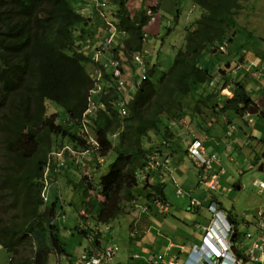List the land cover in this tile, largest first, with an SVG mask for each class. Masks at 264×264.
<instances>
[{
	"label": "trees",
	"instance_id": "obj_1",
	"mask_svg": "<svg viewBox=\"0 0 264 264\" xmlns=\"http://www.w3.org/2000/svg\"><path fill=\"white\" fill-rule=\"evenodd\" d=\"M106 1L111 20L123 38V46L113 50L114 56L131 64L133 57L144 51V29L153 16L147 12L156 13L163 0L150 7L142 0L134 14L129 9L132 0ZM191 1L202 14L185 30L183 47L176 51L169 69L157 83L152 81L155 67L148 69L140 87L126 101L127 116L118 109L120 93L111 88L101 97L104 108L93 117L85 115L95 88L88 64L110 79L104 64L91 60L84 50L87 40L97 35L89 28L91 19L74 8L71 0H0V246L9 254V264H50L52 254L68 255L59 228L52 222L58 213L57 202L44 206L42 196L51 153L67 143L79 151L93 150L94 158L116 153L98 182L82 170L79 178L68 180L73 190L83 192L77 213L80 220L95 224L98 246L103 227L127 216L134 201L164 200L163 185L140 187L137 174L149 154L171 156L175 146L180 147L170 126L172 121L187 118L208 134L206 118L213 114H224L231 123L234 118H243L251 107L256 108L245 84L237 79L238 73H231L248 52L245 46L233 49L237 38L249 34L238 23L244 0ZM104 28L107 30L106 24ZM223 45L228 50L224 61L219 58L226 53L219 49ZM207 56L223 63L220 82L233 93L222 106L209 105L214 93L189 102L191 95L213 78L203 67ZM57 107L66 113L64 123L59 122ZM90 135L98 145L88 144ZM73 165H66V170ZM256 179L252 180L253 187ZM241 186L227 187L232 193ZM227 212L238 240V222L232 210ZM76 231L88 237L85 229ZM233 249L239 258L247 260L243 251L235 245Z\"/></svg>",
	"mask_w": 264,
	"mask_h": 264
},
{
	"label": "crops",
	"instance_id": "obj_2",
	"mask_svg": "<svg viewBox=\"0 0 264 264\" xmlns=\"http://www.w3.org/2000/svg\"><path fill=\"white\" fill-rule=\"evenodd\" d=\"M139 1L142 0H138V1L132 0L134 4L132 5L129 3V8L130 9L134 8V10L139 9L141 7ZM144 2H145L144 3L145 6L147 7L155 6L158 4V0H144ZM257 4L258 5L255 8H253V11L255 12L253 19L255 21L261 15L264 16V0H258ZM193 8L196 9L194 4H193ZM78 9L81 10V13L83 15L91 19L89 28L93 31H96L97 35L94 37L103 39L104 34L102 32V28H103L104 19L99 15V12L96 10L93 4L89 0H79ZM159 9L160 10L155 14L149 26L145 28V33L147 35V39L149 37L152 38L151 39L152 42L150 44L157 45V39L159 38V41L163 46L165 45L166 35H170L172 29H171V24L166 22L168 18H170V16H164L163 12L161 11V8ZM134 10H132V12H134ZM243 20L244 21H242V18L238 17L239 26H241V28H246L249 34L246 33L242 38H237L236 40L237 43L236 45H234L233 49L234 50L241 49L242 46H245V49L248 50V52L245 53L246 59L256 61L258 58H264L263 29L256 26L257 24L254 23L251 19V14L249 15L246 14L243 17ZM258 29L261 30L262 34L258 31ZM260 37H263V40H261ZM259 41H263V45L259 46L258 45ZM147 45L149 44L147 43ZM169 47L173 49L175 46L169 45ZM146 52H147V56H146L147 60L151 63H154L153 62L154 56L150 53L148 49ZM224 56L226 55H221L219 58H222L224 61L226 60ZM102 60L103 61L107 60V55L103 56ZM222 64L223 63H220L219 66L220 68H222ZM237 79L242 80V82L245 84L246 87L248 82H250L253 85L252 89L251 88L249 89V87H247V90L250 96L252 97L254 104L256 105L255 109L258 110L257 114L251 115L253 122H251L250 120L248 122L247 117H243V118H234L230 123L224 114L217 113V114H213V117L206 118L208 124V126L206 125V127L208 130L210 129L208 134L202 133L203 131L199 127L197 128L194 127V125L189 127L193 129L194 133H196L201 138H203V140L205 141L206 148L209 152H215L216 154L219 155L220 158L223 157V159H225L227 162H232V158L230 157V154L236 149V151L239 152V156L242 158H240L241 162L239 164L235 163V160L233 161L236 166V169L233 170L234 172H238L239 174H241L243 173V169L245 168L246 170L249 171L248 175H246L245 177H247V180L249 182H252L254 178H262L261 176L256 175L254 172L257 171L259 173H263V171H259L261 166H263L264 169V145L262 143V140L264 138V87L261 86L260 80H258L257 77L252 73L248 74L244 72H239L237 75ZM208 94H210V92H208ZM202 96L203 95H201L200 92H197V94L194 96V99L195 100L200 99V97ZM226 97L227 94L224 90L222 91V93L218 94L215 98H212V100H210L209 102V105L222 106L223 101ZM190 103H192V101ZM230 125L237 126V130L234 131L232 135L233 140H229V138L227 137V131L230 129ZM178 144H180V142H178ZM178 151L179 153H176L174 156L171 157V170L158 172L151 180V182L154 185H163V187L166 188L167 181L170 183V185L173 186L174 184L172 180L175 179L181 185L186 186L188 191H191L192 183L197 180V184H199L200 187L202 188L203 186L200 182L199 170L195 167L194 177H188L189 173L187 172L185 166L186 156L182 151L180 150ZM83 166L84 168L86 167L87 171L84 168H82V171L88 173L89 169L92 166V162L89 163V161L86 159L84 160ZM78 169L79 167L75 165L73 168L66 170L65 175L62 176L60 175L59 179H62L64 181V184H68L69 179L74 180L79 178V173L81 169L80 170ZM90 171H92V169ZM65 176H69V178H66ZM227 177H228L227 172L225 171L221 177L222 185H223V180L226 181ZM243 182L245 181L244 180L238 181V184L242 185L237 189V191H240L239 194L242 193V190H245V185L243 184ZM202 190L205 191L199 195L198 199L200 201L207 202L206 205H208V198L209 199L215 198L214 200L216 201V203L218 201L219 203L217 204L218 205L220 204V206L224 209V211L227 214H229L227 210L230 208L228 204L225 203V198L224 197L223 199L218 198L216 195L219 192L210 196V194H208V191L204 187L202 188ZM174 191L175 194L178 196V198L182 199V202L181 203L176 202L175 205H173V203H171V201L168 199V196L166 195L164 189V193H165L164 198L166 199V201H168L171 204V208L169 212L162 213L156 207L152 208V210H150L149 212H143L140 211V209H138L133 213L129 212L133 214V216L132 215L130 216V221H129L130 231L133 227L131 226V224L136 225L134 230L138 234V236H136L135 238H132L130 236V242L132 245L135 244L136 246H138L142 251V253H140L142 264H147L143 262L145 261L144 258L145 256H147V254H151V253L156 254L153 248L157 246H160L162 249L158 253L163 254L167 252L169 256L176 255L177 256V258H175L176 262L178 264H184V262L188 258V254L191 252V249L194 246L200 245L203 241V235H204L203 227L210 222L212 215L208 212L206 206L202 207L205 212H202V208L198 209L192 206V199L195 198L192 195L188 196L189 204L191 206L188 208V203H187V205L185 206L186 210H183L182 205H184V201L186 200L187 195L184 194V192L178 195L176 193L175 188ZM254 193H255L254 195L255 198L260 202L257 208L259 209L260 207L264 206V190L263 193L261 194H259L256 191H254ZM219 194L225 195L227 194V191L221 188ZM182 197L185 198L183 199ZM250 200L253 201L252 196L250 197ZM233 208L231 207V209ZM181 212H183L184 215L183 220L180 219L179 217ZM185 212H190L197 216L202 215L201 220L200 221L193 220V223L191 224L188 222L191 219L189 218V215H187L188 213L185 214ZM158 213L161 214L160 220H158V218L156 217V214ZM164 217L165 219L162 222V219ZM245 220L250 222L254 221V219L252 218H245ZM157 223H159V226ZM189 224H191V226L193 227V234L196 236H194L193 234L191 236L190 231L184 229V226L188 227ZM155 225L157 227H155ZM109 227H110L109 230L111 231L112 226L109 225ZM108 240H109V236H105V234H103L102 245L103 246L109 245L110 243L107 242ZM181 247H185V249H181ZM56 260H57V256H56Z\"/></svg>",
	"mask_w": 264,
	"mask_h": 264
},
{
	"label": "clouds",
	"instance_id": "obj_3",
	"mask_svg": "<svg viewBox=\"0 0 264 264\" xmlns=\"http://www.w3.org/2000/svg\"><path fill=\"white\" fill-rule=\"evenodd\" d=\"M89 1L93 4V6L99 12V15L104 19L103 28H102L104 38L103 39L95 38L93 36L91 39H88L87 43H85V45H84V50L86 51L87 55L91 58V60H93L94 62H101L102 64H104V66L106 67L105 73L109 75L110 80H108L107 78H105L103 76V72L99 68H95L91 64V68L89 69V71L92 72V74L95 78V88L93 89V91L91 93L92 95H91L90 107L87 110L85 115H89V116L94 117V115L98 109L104 108L103 104L101 103L102 95L104 93H106L109 89L115 88L117 90V92L120 93V95H121V100L118 103V109H119L122 116H127L128 112H127V108H126V101L140 87L143 80L147 76L148 69H150L151 67H155V70L157 73V72H159L160 65H159L158 60H156L154 63H151L146 58V56H147V52H146L147 51V49H146L147 35H146V33H145L146 40H145L144 51L141 54H136L133 57L131 64H125V62H123L122 59H118L116 56H114L113 50L117 47L123 46V42H122L123 38L118 35L116 27L114 26V24L111 20L112 19L111 7L109 6V4L106 0H89ZM136 1H138V0H136ZM140 2L141 1H139V3ZM133 4H134V2H133ZM139 9L134 10V8H132V9H130V11L132 12V10H134V12H132L134 14ZM79 11L81 12L80 9H79ZM147 13H148V15H151V16L153 15L151 18V21H152V19L154 18L156 13L152 14L151 11H148ZM201 14H202V12H201ZM198 18H200V16ZM150 22H149V24H150ZM105 24L107 25V30L104 28ZM149 24L146 27H148ZM144 31H145V29H144ZM183 40H184V38H183ZM183 44H184V42H183ZM119 45H121V46H119ZM181 47H183V45ZM178 49H179L178 47L173 48V50L175 52V56H176V51ZM119 51H121V50H119ZM225 51H223V52H225ZM105 55H107V60L103 61L102 57ZM215 58H216V60H215ZM217 59H218L217 57L210 59L209 56L204 58L203 67L205 66L209 69V67L211 66V69L215 70V73L213 75H211L213 78L209 79L208 82L205 83L200 88L199 91H197V92H200L201 95H203L202 97H200V99L204 98V96H206V94H208V92H210V94L214 93L215 97L219 94V61H217ZM209 60H212L214 63L209 62ZM245 61H248V60H244L243 62H245ZM238 63H242V62H238ZM124 64L126 65V67L124 66ZM209 72H210V69H209ZM232 76H233V74H232ZM224 90L225 91L229 90V88H225V89H223V91ZM229 91H231V90H229ZM197 92L194 93L193 95H191L192 96L191 97L192 102L197 101L194 99V96L197 94ZM94 95H95V99H93ZM215 97H213V98H215ZM191 101H189V102H191ZM192 125L193 124L187 118L174 120L170 123L171 129L174 132V135H175L177 142H180V144H179L180 147L175 146V148L173 149L174 152L172 153L171 156H168V154H161L160 152L149 154L147 157L146 165L141 170H139V172L137 174V182L140 185V187L144 186L145 184L154 185L151 182V180L154 178V176L158 172H162L165 170H171V157L174 156L176 153H179L178 150L182 151L184 153V155L187 156V158H189L192 161V163L194 164V166L199 170L200 182H201V176H202L203 169L197 164L196 161H198V160L194 157V156L198 157V152H199L198 147L202 146L204 148L205 153H207V154H215V155H217L218 158H219V155L216 154L215 152H209L207 150L206 145H205V141L203 140V138H201L199 135L194 133L193 129L189 127ZM113 139H114V143H117V141H116L117 137L113 136ZM88 140H89V143H88L89 145H91L93 147L95 145H98V143L94 140L93 136L90 135ZM93 153H94L93 150L92 151H90V150H88V151L76 150L72 147L71 144L67 143L60 150L55 151V152L50 154V156L48 158L47 167H46L45 188H44V191L42 193V196H43V200H44V206L51 204L50 203V187H51V185L57 186V190H58L57 191L58 192L57 198L55 200H53L52 203L57 202V206H59L61 203V209L59 210V208H58L57 216L52 221V222H54L55 225H56V222H55L56 218L60 216L61 212L64 209V204L62 202V186L60 183V181L62 179H59L60 175L62 176L64 174V172L66 171V169H68L67 168L68 166L66 167V165H69L71 163H74L73 167L75 165H77L79 167L78 170H80V169L82 170V168H84V166H83L84 160H86V159L89 161V163L92 162V166L95 165V162H97V166H101L106 161V157L94 158L96 156ZM154 156L157 157L158 161L161 164L157 167V169H155L151 173V175L148 176V178L146 180H140L139 179V173L148 166V164L151 160V157H154ZM166 159L169 162H168V164H166V165L164 164V166H163V163ZM66 160H73V161H69V163H67ZM60 164H62V165H60ZM59 165H60V168H58ZM90 170H91V168L89 169V172H91ZM98 170L94 171L93 173L97 172ZM89 172L88 173L84 172V173H86L90 178L93 179V177L90 175ZM172 182L176 187V193L178 195H180L183 191L180 188L178 182L175 179L172 180ZM65 185H69V184H65ZM178 188L181 190L180 193L177 192ZM164 189H165V187H164ZM216 193L217 192L211 193L208 191V194H210V196L214 195ZM151 199H153L152 202L147 201V200H141V199L134 201L131 205L130 212L133 213V212L137 211L138 209H140V211H143V212H149L154 207L158 208L162 213L170 211L171 204L168 201H166L165 198H164V200L161 199L160 197H156V198L154 197ZM212 199L214 200L215 198H212ZM195 200H197V201H200V200L195 199V198L192 199V206H194L198 209H201L202 207L206 206L207 210H208V207L211 204H216L219 207V205L216 203L215 200H214V202H211V199H209V198H208V205H206L207 202L200 201L201 205L195 206L194 205ZM141 201H143V202H141ZM158 201L163 203V204L168 205V210L164 211L161 208H159L157 206ZM142 204H144V205H142ZM208 212H209V210H208ZM131 213H129V215ZM79 222H80V224L77 226V229L79 231H81V228L86 230V233L88 235V237H87L88 238V245H89L90 241H92L93 245L98 247V248H104V247L111 246V245L118 247V245L112 244V243H110L107 246H103L101 243L100 245L97 246L95 244V238H96V232L94 230L95 224L92 225L91 222L80 220V219H79ZM133 222H136V221H133ZM131 226H133V227L130 231V236L132 238H135L136 236H138V234L134 230L136 225L131 224ZM104 227L107 230L110 229L109 225L104 226ZM203 237H204V235H203ZM202 244H203V241L200 245L194 246L191 249V252L188 254V258L184 262V264H201L200 254L195 253L194 250H195V247L200 248L202 246ZM181 249H185V247H182ZM118 253H119V247H118V252L114 257L112 264L114 263V260L117 257ZM160 254L161 253L147 254V256H145V258H144L145 261H143V262H145L147 264H153V262H151L148 258L154 257L156 255H160ZM162 255H164L165 259H166L165 262H163L162 264H168V262L171 260H174V262L176 264H178L176 262V260L173 258V256H169L167 252L163 253ZM55 256H57V264H59V254H57ZM176 258H177V256H176ZM134 259L137 261H142L140 254L134 255ZM203 264H207V263H203Z\"/></svg>",
	"mask_w": 264,
	"mask_h": 264
},
{
	"label": "rangeland",
	"instance_id": "obj_4",
	"mask_svg": "<svg viewBox=\"0 0 264 264\" xmlns=\"http://www.w3.org/2000/svg\"><path fill=\"white\" fill-rule=\"evenodd\" d=\"M257 1L258 0H244L243 1L244 8L242 12L243 11L245 12L243 13L241 12L242 14L240 13L241 15L239 17L242 18V21H244L243 17L246 14L248 15L251 14L252 21L257 24L256 25L257 27L263 29L264 31V25H263L264 16L261 15L260 17H258V19L256 20L257 22L253 19L254 13H255L253 11V8H255L258 5ZM71 3L74 8L78 9L79 0H71ZM161 11L163 12L164 16H170V18H168L166 22L171 24L172 31L170 35H166L165 45L163 46L161 45L159 38L157 39V45L150 44L152 42L151 41L152 38L149 37L147 39V43L149 45H147L146 49H148L150 53L154 56L153 62L158 60L159 65H160L159 72H157L156 75L152 78V81L155 83L158 82L162 73L166 72L169 69V67L171 66L174 60L175 52L173 49L169 47V45L180 48L184 42L183 36H184L185 29L190 27L194 23L195 19L201 16V12H202L198 8L196 9L193 8V3L191 0H164L161 6ZM258 31L262 34L260 29H258ZM260 39L263 40V37H260ZM258 45L259 46L263 45V41H259ZM227 53H228V50L226 49V53L224 55H226ZM219 56L221 55L219 54ZM224 57L227 58V56H224ZM244 60L249 61L250 59H246L245 57ZM209 62L214 63L212 60H209ZM124 66L126 67L125 64ZM219 66H220V62H219ZM88 68L89 69L91 68V64H88ZM209 69H210L211 75H213L215 73V70H212L211 66L209 67ZM228 74L230 75V73ZM223 86L224 84L220 82V78H219V94L222 93L224 89ZM247 87H249V89L250 88L252 89L253 85L250 82H248ZM93 99H95V95L93 96ZM56 112L59 114V122L64 123V121L67 118L65 111L62 108L57 107ZM248 114L250 117H252L250 115V112ZM227 137L229 138V140H233V138L229 137V135H227ZM115 157H116L115 152L110 153L109 156L106 157V161L101 166H97V162H95L94 166H91L92 171L89 173L93 177L95 182H98L100 178L108 172L109 166L110 164L114 162ZM230 157L232 158V162H227L225 159H223V157L221 158L219 157V169H223L224 171H226L227 176H228L226 181L223 180L224 186L222 185V188L223 190L227 191V188L229 187H225V186L233 187L234 185L238 184L237 182L239 180H244L245 182H243V184L245 185V190H242V193L239 194L240 191H237L236 189H234L232 193L227 192V194L225 195L219 194L220 193L219 191V193H217L216 195L218 198H222V199L223 197L225 198V203L228 204L230 208L228 210H232V215L235 217V219L238 222L237 227L239 230L240 237L237 240V242L234 241L235 242L234 244L240 251L244 252L250 247V240L244 237V234L246 233V231H249V230L252 231L253 228H247V227L245 228L243 221L252 223L250 221L245 220V218L254 219L255 212L260 202L254 196L255 189L252 186V182H249L247 180V177H245L246 175H248L249 171L244 168L243 174L240 176L238 172H234L233 170V169H236L235 163L239 164L241 162L240 158L242 157L239 156V152H237L235 149L230 154ZM185 160H186L185 166H186L187 172L189 173L188 177H194V174H195L194 164L189 158H187V156ZM234 160H235V163L233 162ZM84 169L86 170V167ZM96 170L98 171L93 173ZM254 173L262 177V178H257L258 180L264 181L263 173H259L257 171H255ZM60 183L62 186V202L64 204V209L61 212L60 216L56 218L55 222H56L57 227L59 228V237L61 241L64 242L66 245V250H67L68 255H65V254L59 255V264H79L80 256L83 250L88 246V238L84 237L82 234H79L76 231L77 226L80 224L77 209L81 208V203L83 201V197H82L83 192L80 189L73 190L72 186L70 184L65 185L63 180H61ZM178 184L180 188L182 189V191L184 192V194L187 195V198L184 201V205H182L183 210H186L185 206L187 205V203H188V208L191 206L189 204V197H188L189 195H192L193 197L198 199L199 195L205 191V190L204 191L202 190L203 187L201 188L200 185L197 184V180L192 183L191 191H188L186 186L181 185L179 182ZM173 186L170 185V183L167 181L165 192H166V195L168 196V199L171 201V203L175 205L176 202L181 203L182 199L178 198V196L175 194L174 188L176 190V187L175 186L173 187ZM57 191H58L57 186L51 185L50 203H52V201L57 198V194H58ZM251 196L253 197V201L250 200ZM182 198L184 199L185 197H182ZM231 207L233 209H231ZM58 208L59 210L61 209V203L58 206ZM202 212H205L203 208H202ZM160 213L156 214V217L158 218V220H160L161 218ZM185 214L189 215V218L191 220L188 222L191 224L193 223V220L200 221L201 216H202V215L197 216L190 212H185ZM131 215L133 216V214H130L129 216L127 215V216L118 217L111 224L112 226L111 231L103 227V234H105V236H109V240L107 242L116 244L119 247V253L117 257L115 258L113 264H142V261H137L134 259V255L140 254L142 253V251L140 250L138 246H136L135 244L132 245L130 242L129 221H130ZM179 217L180 219L183 220L184 218L183 212H181ZM164 219L165 217L162 219V222L164 221ZM157 224L159 226V223ZM191 224H189L188 227L184 226V229L189 230L192 236L193 227L191 226ZM155 227L157 226L155 225ZM153 250L157 254L162 249L160 246H157V247H154ZM55 255L56 254L51 255L50 264H57ZM9 259H10L9 254L6 252L5 249L1 247L0 248V264H9Z\"/></svg>",
	"mask_w": 264,
	"mask_h": 264
},
{
	"label": "built area",
	"instance_id": "obj_5",
	"mask_svg": "<svg viewBox=\"0 0 264 264\" xmlns=\"http://www.w3.org/2000/svg\"><path fill=\"white\" fill-rule=\"evenodd\" d=\"M226 50V46H221L220 51ZM255 71V72H254ZM239 72L252 73L258 80H260L261 86L264 87V60L262 62L249 60L242 63H238L232 70V74L236 75ZM229 98L233 97V93L229 90L225 91ZM249 116V114H247ZM251 122L252 117L249 116ZM237 130V126L230 125V129L227 131V135L233 138L234 131ZM230 148V147H229ZM198 157L194 156L198 161L197 164L203 169L201 176V183L206 190L211 193H215L221 190L222 183L221 177L224 174L223 169H219V158L215 154H207L202 146L198 147ZM166 159L163 163L168 164ZM161 163L157 157H151L148 166L139 173L140 180H146L151 173L157 169ZM62 165V164H60ZM60 165L58 168H60ZM58 170V169H57ZM254 187L261 194L263 192L264 181L254 180ZM231 191V187L227 188V192ZM178 193L181 190L178 188ZM195 206H200V201H194ZM157 206L164 211L168 210V205L161 202H157ZM209 212L212 215V219L207 226L203 227L204 237L203 244L200 248L195 247L194 252L200 254L201 264H264V206L256 210L254 215V221L252 223L244 221L243 224L247 228H253L252 231H246L244 237L250 240V247L244 251L246 261L239 258L233 249L235 242H230V237L235 231L233 224H230L227 220V214L224 210L216 204H211L208 207ZM182 248V247H181ZM118 252V247L111 245L104 248H98L90 241L89 245L83 250L79 264H112L115 255ZM175 259L176 256H173ZM153 264H162L165 262V256L160 254L154 257L148 258ZM168 264H176L174 260L168 262Z\"/></svg>",
	"mask_w": 264,
	"mask_h": 264
},
{
	"label": "water",
	"instance_id": "obj_6",
	"mask_svg": "<svg viewBox=\"0 0 264 264\" xmlns=\"http://www.w3.org/2000/svg\"><path fill=\"white\" fill-rule=\"evenodd\" d=\"M258 113L257 109H254V107L250 108V115H255ZM259 171H263V166L260 167ZM227 220L230 224H233L232 218L230 215H227ZM237 237V232H233L231 237H230V242H234Z\"/></svg>",
	"mask_w": 264,
	"mask_h": 264
},
{
	"label": "bare ground",
	"instance_id": "obj_7",
	"mask_svg": "<svg viewBox=\"0 0 264 264\" xmlns=\"http://www.w3.org/2000/svg\"><path fill=\"white\" fill-rule=\"evenodd\" d=\"M244 117H247V121L249 122V116L248 115H245ZM263 190H264V187H263Z\"/></svg>",
	"mask_w": 264,
	"mask_h": 264
}]
</instances>
